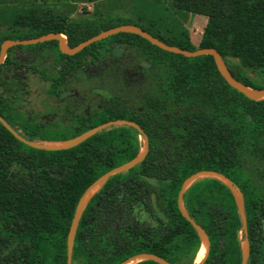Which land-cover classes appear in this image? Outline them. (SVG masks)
Here are the masks:
<instances>
[{
  "label": "trees",
  "instance_id": "1",
  "mask_svg": "<svg viewBox=\"0 0 264 264\" xmlns=\"http://www.w3.org/2000/svg\"><path fill=\"white\" fill-rule=\"evenodd\" d=\"M179 11L204 16L196 46L188 31L162 32L163 22L137 25L170 46L215 48L231 74L264 89V0H173ZM126 21H74L51 8L18 13L0 32L6 40L57 33L68 46ZM136 25V24H131ZM137 59L138 63H127ZM47 83L59 117L49 122L32 107L34 87ZM48 110V111H53ZM0 116L21 136L41 144L73 141L91 129L114 125L64 148L36 149L0 122V264H67L69 239L81 200L111 175L85 206L77 224L72 264H122L142 255L171 264H264V99L231 87L213 56L188 58L132 33H119L70 56L58 41L11 48L0 66ZM143 139V140H142ZM241 194L245 234L233 190ZM136 264H161L146 259Z\"/></svg>",
  "mask_w": 264,
  "mask_h": 264
},
{
  "label": "rangeland",
  "instance_id": "2",
  "mask_svg": "<svg viewBox=\"0 0 264 264\" xmlns=\"http://www.w3.org/2000/svg\"><path fill=\"white\" fill-rule=\"evenodd\" d=\"M41 7L51 8L57 14H63L74 21L94 20L100 23L102 20L121 19L148 27L151 22L161 20L164 34L168 30L188 31L196 46L207 24L204 16L177 10L173 0H0V32L8 27L18 13ZM129 62L139 61L128 59L127 63ZM47 89V83H39L34 87L32 107L41 117L54 122L59 117L53 110L55 102L48 99ZM95 189L92 194L96 192Z\"/></svg>",
  "mask_w": 264,
  "mask_h": 264
},
{
  "label": "water",
  "instance_id": "3",
  "mask_svg": "<svg viewBox=\"0 0 264 264\" xmlns=\"http://www.w3.org/2000/svg\"><path fill=\"white\" fill-rule=\"evenodd\" d=\"M119 33H132V34L139 35V36L145 38L146 40H148L149 42H151L153 45H155V46H157V47H159V48H161V49H163V50H165L167 52L175 53V54H180V55H183V56L188 57V58H196V57L208 56V55L213 56L214 59H215V62H216V65H217V68H218L219 72L221 73V75L224 77V79L227 81V83L231 87H233L234 89H236L237 91H239L240 93L244 94L246 97H248L249 99H252L254 101H259V100L264 99V89H259V90L252 89L251 87H248L247 85H245L242 82L238 81L231 74V72L229 71L227 65L225 64V62H224V60L222 58V55L219 53V51L217 49H215V48H205V49H198L196 51H191V50L181 49V48H179L177 46H170V45L164 43L163 41L159 40L158 38L152 36L151 34H149L148 32H146L141 27H139L137 25H131V24H129V25H122V26L115 27V28H112V29L107 30V31H103L99 35H97V36H95V37H93V38H91V39H89V40H87V41L79 44L78 46H76L74 48L68 46L67 37L65 35H63V34H57V33L47 34V35H44L42 37L34 38V39H30V40H6L2 44V46H1L0 66L2 64H4V62L6 60V57H7L8 51L11 48L16 47V46H22V45L23 46L37 45V44H40V43H45V42H48V41H54L55 40V41H58L59 42V47H60V50H61L62 53L66 54V55L73 56V55H76V54L80 53L81 51H83L88 46H90V45H92V44H94L96 42L102 41V40H104L106 38H109V37H111L113 35H117ZM0 122L3 123L4 126L16 138H18L20 141H22L23 143H25L26 145H28V146H30L32 148H36V149L64 148V147H58V146H52V147H50L49 146L50 143L41 144V143L36 142V141H29V140L25 139L23 136H21L16 130H14L1 116H0ZM114 125H129V126H132V127L136 128V129H138L141 133L144 134V131H143L142 127L139 124H137V123H135L133 121H128V120H115V121H109L107 123H104V124H102V125H100L98 127H95L93 129H91L90 131H88L83 136H81V137H79V138H77V139H75L73 141H70V142H75L74 144L69 145V146H65V147L74 146V145L82 142L86 138L91 137L94 134L102 131L103 129H106V128H108L110 126H114ZM144 139H145V141H144L145 146H143V148H142V151L145 148L144 155H142V151H141V154H140V156H139L138 159H136L135 161H133L130 164H127V165H124V166H121V167H118V168L114 169L112 172H110L109 174H107L106 176H104L103 178H101L94 186H92L90 188V190L85 195V197L89 194V192L92 189H95L96 186H98L97 189H95L96 192H97L98 189L100 188V186L107 180V178L109 176L114 175L116 173H119L121 171H124V170L128 169L129 167L133 166L134 164L138 163L141 159H143L144 156L147 154L148 145H149L148 138H147L146 135H144ZM65 143H69V142H65ZM204 173H213V172H204ZM201 174H203V173H201ZM201 174H199V175L191 178L184 185V188H183V190H182V192L180 193V196H179V200H180V203H181L182 208H183L182 199H183V195H184L185 191L189 188V186L194 181H196L197 179L202 178V177H216V178H219L220 180H222L226 184H228L229 187L233 190V192L235 194L236 188L233 186V184L226 177L222 176L227 181H229L231 184H229L227 181L221 179L220 177H217V176H202ZM214 174H216V173H214ZM216 175H219V174H216ZM189 182H191V184L187 187V184ZM235 196H236V194H235ZM91 197H90V199H91ZM83 199L81 200V202L79 204V207H78V210H77L75 219H74V223H73V227H72L70 239H69V250H68L67 264H72V262H73L74 239H75V232H76L77 224H78V222L80 220V217L82 215V212H83L85 206L88 203V202L86 203V205L84 206L82 212L80 213V207H81V204H82ZM236 199H237V197H236ZM242 202H243V199H242ZM237 203H238V200H237ZM238 206H239V209H240V212H241V217H242V220H243V226H244L245 234L247 235L248 234V225H247V219H246L245 210H244V204L241 206L238 203ZM188 219L200 231L201 237H202V235H204V236L207 237V235L202 231V229L200 228L199 225H197L190 218H188ZM207 239H208V237H207ZM245 242H247L248 243V246H249L248 240H245L242 243V249H243V245H244ZM202 245H203V237H202ZM209 246H210V244H209V240H208V249H207V252H206L205 257L203 258V260L201 262H197V260H196L195 264H203L205 262V260L208 257V254H209ZM201 248H202V246H201ZM248 257H249V253H248V255H245L244 254V250H243V263L242 264H247ZM146 259H154V260L160 262L161 264H171V263H169L168 261H166L164 259H161V258L156 257V256H151V255L138 256V257H135L133 259H130V260H128V261H126V262H124L122 264H136V263H138L140 261H143V260H146Z\"/></svg>",
  "mask_w": 264,
  "mask_h": 264
},
{
  "label": "bare ground",
  "instance_id": "4",
  "mask_svg": "<svg viewBox=\"0 0 264 264\" xmlns=\"http://www.w3.org/2000/svg\"><path fill=\"white\" fill-rule=\"evenodd\" d=\"M75 142H69V143H50L49 146L52 147V146H58V147H65V146H69V145H72L74 144ZM145 153V148L143 149L142 151V155H144ZM202 176H217V177H220L221 179L227 181L224 177L220 176V175H216L214 173H203L201 174ZM229 184H231L229 181H227ZM191 184V182H189L187 184V187ZM94 189H92L89 194L83 199L82 201V204H81V207H80V213L82 212L84 206L86 205V203L88 202V200L90 199V197L95 193L92 194V191ZM235 194H236V197H237V200H238V203L242 206L243 205V202H242V197H241V194L236 190L235 191ZM203 237V245H202V248L201 250L199 251V254H198V257H197V262H201L203 260V258L205 257L206 255V252H207V249H208V239L206 236L202 235ZM243 250H244V254L245 255H248L249 253V246H248V243L245 242L244 245H243Z\"/></svg>",
  "mask_w": 264,
  "mask_h": 264
}]
</instances>
